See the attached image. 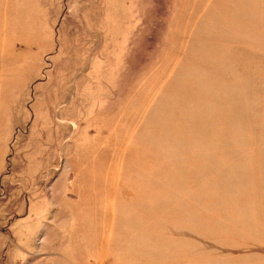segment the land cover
Segmentation results:
<instances>
[{"label":"rangeland","instance_id":"rangeland-1","mask_svg":"<svg viewBox=\"0 0 264 264\" xmlns=\"http://www.w3.org/2000/svg\"><path fill=\"white\" fill-rule=\"evenodd\" d=\"M0 264H264V0H0Z\"/></svg>","mask_w":264,"mask_h":264}]
</instances>
